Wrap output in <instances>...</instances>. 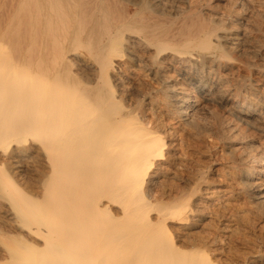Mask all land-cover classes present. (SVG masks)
<instances>
[{
    "label": "bare ground",
    "instance_id": "1",
    "mask_svg": "<svg viewBox=\"0 0 264 264\" xmlns=\"http://www.w3.org/2000/svg\"><path fill=\"white\" fill-rule=\"evenodd\" d=\"M229 260L264 264V0H0V264Z\"/></svg>",
    "mask_w": 264,
    "mask_h": 264
},
{
    "label": "rangeland",
    "instance_id": "2",
    "mask_svg": "<svg viewBox=\"0 0 264 264\" xmlns=\"http://www.w3.org/2000/svg\"><path fill=\"white\" fill-rule=\"evenodd\" d=\"M76 68V66L74 67V69ZM205 123H208V121H204ZM204 124V123H203ZM205 125V124H204ZM204 144V143H203ZM210 144V145H209ZM202 145V144H201ZM206 145V146H205ZM211 147V148H209ZM203 148V150H202ZM209 148V149H208ZM207 149V150H206ZM209 150V151H208ZM214 150V151H213ZM206 151V152H205ZM217 151V152H216ZM203 152V153H201ZM201 152L198 154V158L197 155L194 157L190 158V161L188 160V162H186L187 167H182L180 170V173L178 175V179H180L179 181L176 180V182H179L181 184V182H183L185 180V177H187V173L188 175H195L197 173V171H199V173H197L198 175H204V176H208V175H213V173H215V175H220L222 173H224L226 171L225 169V165L223 163L222 158L225 156V153L223 151V149L217 146H213L210 142L204 144V146H201ZM208 152V153H207ZM222 152V153H221ZM204 154V155H203ZM214 154V156H213ZM218 154V155H217ZM216 155V156H215ZM221 155V156H220ZM201 156V157H200ZM213 156V157H212ZM220 156V157H219ZM200 157V158H199ZM217 158H219L217 160ZM221 158V160H220ZM198 159V160H197ZM217 163H216V161ZM193 160V161H192ZM207 160V161H206ZM209 160V161H208ZM220 160V161H219ZM199 161V162H198ZM202 162V163H201ZM188 163V164H187ZM193 163V164H192ZM210 163V164H209ZM219 163V164H218ZM199 164V165H198ZM189 165V166H188ZM193 167H192V166ZM203 165V166H202ZM205 165V166H204ZM211 165V166H210ZM224 165V166H223ZM192 169H191V168ZM201 169H200V168ZM219 167V168H218ZM187 168V169H186ZM184 169V170H183ZM218 169V171H217ZM223 169V170H222ZM194 170V171H193ZM197 170V171H196ZM205 170V171H203ZM216 170V171H215ZM222 170V171H221ZM184 171V174L182 173ZM221 171V172H220ZM186 172V174H185ZM219 172V173H218ZM204 173V174H203ZM181 174V175H180ZM184 176H183V175ZM196 174V175H197ZM208 174V175H207ZM182 176L184 177V180L182 178ZM181 181V182H180ZM183 184V183H182ZM181 184V185H182ZM239 249H244L243 246L239 245ZM231 260L228 261V263L225 264H236V262H230Z\"/></svg>",
    "mask_w": 264,
    "mask_h": 264
}]
</instances>
